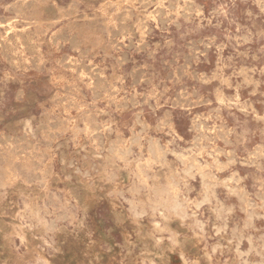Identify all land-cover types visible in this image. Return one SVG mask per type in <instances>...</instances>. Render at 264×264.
<instances>
[{"label":"rangeland","instance_id":"374dc122","mask_svg":"<svg viewBox=\"0 0 264 264\" xmlns=\"http://www.w3.org/2000/svg\"><path fill=\"white\" fill-rule=\"evenodd\" d=\"M27 1L0 0V264H264V0Z\"/></svg>","mask_w":264,"mask_h":264},{"label":"bare ground","instance_id":"6f19581e","mask_svg":"<svg viewBox=\"0 0 264 264\" xmlns=\"http://www.w3.org/2000/svg\"><path fill=\"white\" fill-rule=\"evenodd\" d=\"M27 0H23V2H22V4H21V7L23 8L26 4H27ZM20 6V5H19ZM20 7V8H21ZM19 8V7H18ZM19 8V9H20ZM13 26V25H12ZM11 28V27H10ZM12 28H14V27H12ZM16 28V27H15ZM186 29V28H185ZM7 30H8V28H7ZM14 31V30H13ZM10 32H11V30H10ZM6 35V34H5ZM13 35H15L14 33H12V34H8L7 36H5V37H3L2 35H0V44H2L4 47H6V48H8L10 45H11V42L14 40L13 38ZM238 95V94H237ZM261 134V133H260ZM155 148V147H154ZM154 148H153V150H154ZM158 151V150H157ZM154 153H155V151H154ZM160 154V153H159ZM155 155H157V153L155 154ZM158 156V155H157ZM214 164V163H213ZM241 165V164H240ZM216 227V226H215Z\"/></svg>","mask_w":264,"mask_h":264}]
</instances>
